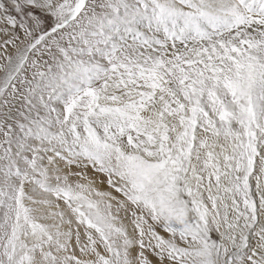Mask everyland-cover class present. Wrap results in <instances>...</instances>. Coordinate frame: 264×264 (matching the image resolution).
<instances>
[{
  "label": "snow or ice",
  "instance_id": "snow-or-ice-1",
  "mask_svg": "<svg viewBox=\"0 0 264 264\" xmlns=\"http://www.w3.org/2000/svg\"><path fill=\"white\" fill-rule=\"evenodd\" d=\"M0 264H264V0H0Z\"/></svg>",
  "mask_w": 264,
  "mask_h": 264
}]
</instances>
